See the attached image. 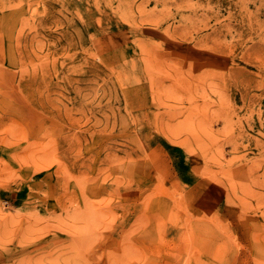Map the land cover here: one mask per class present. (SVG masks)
Returning <instances> with one entry per match:
<instances>
[{
  "label": "rangeland",
  "instance_id": "rangeland-1",
  "mask_svg": "<svg viewBox=\"0 0 264 264\" xmlns=\"http://www.w3.org/2000/svg\"><path fill=\"white\" fill-rule=\"evenodd\" d=\"M0 264H264V0H0Z\"/></svg>",
  "mask_w": 264,
  "mask_h": 264
}]
</instances>
